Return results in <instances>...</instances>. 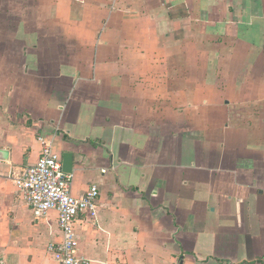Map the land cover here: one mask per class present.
I'll return each mask as SVG.
<instances>
[{"label":"crops","instance_id":"obj_1","mask_svg":"<svg viewBox=\"0 0 264 264\" xmlns=\"http://www.w3.org/2000/svg\"><path fill=\"white\" fill-rule=\"evenodd\" d=\"M39 136L99 188L88 264H264V0H0V264H57Z\"/></svg>","mask_w":264,"mask_h":264},{"label":"built area","instance_id":"obj_2","mask_svg":"<svg viewBox=\"0 0 264 264\" xmlns=\"http://www.w3.org/2000/svg\"><path fill=\"white\" fill-rule=\"evenodd\" d=\"M43 149L38 162L12 174L10 179L22 193L23 199L37 220L50 212L58 215L61 230L59 242H52L48 252L57 264H88L81 256L75 224L80 215L89 211L95 214L100 197L97 185L82 197L72 194L71 175L63 170L61 154L54 151L50 141L39 136ZM103 174L107 170L102 171Z\"/></svg>","mask_w":264,"mask_h":264},{"label":"water","instance_id":"obj_3","mask_svg":"<svg viewBox=\"0 0 264 264\" xmlns=\"http://www.w3.org/2000/svg\"><path fill=\"white\" fill-rule=\"evenodd\" d=\"M75 168V158L73 153L63 154V170L66 174H73Z\"/></svg>","mask_w":264,"mask_h":264}]
</instances>
